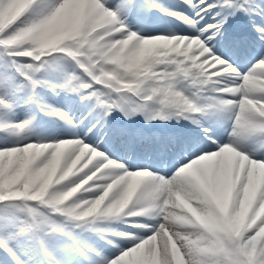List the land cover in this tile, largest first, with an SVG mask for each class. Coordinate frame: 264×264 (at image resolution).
Instances as JSON below:
<instances>
[{
	"label": "snow or ice",
	"instance_id": "1",
	"mask_svg": "<svg viewBox=\"0 0 264 264\" xmlns=\"http://www.w3.org/2000/svg\"><path fill=\"white\" fill-rule=\"evenodd\" d=\"M0 262L264 264V0H0Z\"/></svg>",
	"mask_w": 264,
	"mask_h": 264
},
{
	"label": "rangeland",
	"instance_id": "2",
	"mask_svg": "<svg viewBox=\"0 0 264 264\" xmlns=\"http://www.w3.org/2000/svg\"><path fill=\"white\" fill-rule=\"evenodd\" d=\"M163 2L169 6L175 7L181 3V0H163ZM170 23H171V18H165L163 16L157 15L152 18L151 23L146 26L145 31H150V32L159 31V30L167 28L170 25ZM229 30L231 31L230 26H229ZM45 95L47 99L49 100V102H52L53 100H55L58 104L64 105L65 110H68L69 108L73 110H78V105L75 103L73 99H70L64 95H61L59 97H54L52 96L51 93H48V92H46ZM118 116L119 115L116 114V118H118ZM35 123H36V129H35L36 133L43 134V135L55 133L56 131H58L60 125L62 124V122L59 121L55 117H44L40 115L39 113H37ZM141 123H143V118L135 117L132 125L134 124L139 125ZM185 123L187 124L188 122L185 121ZM112 150L116 153V155L128 159L131 163L135 164V163H147L148 162V160L144 158L143 155L139 157L130 156L126 151L120 148L119 145L112 146ZM111 226L118 228V229L125 228V225L121 224L119 221H113ZM0 264H2V262H0Z\"/></svg>",
	"mask_w": 264,
	"mask_h": 264
},
{
	"label": "bare ground",
	"instance_id": "3",
	"mask_svg": "<svg viewBox=\"0 0 264 264\" xmlns=\"http://www.w3.org/2000/svg\"><path fill=\"white\" fill-rule=\"evenodd\" d=\"M173 125H169V128H171ZM132 127H141V128H143L147 133H148V131H150V129H152V127H147V126H132Z\"/></svg>",
	"mask_w": 264,
	"mask_h": 264
}]
</instances>
